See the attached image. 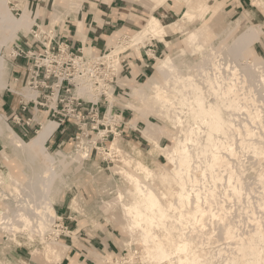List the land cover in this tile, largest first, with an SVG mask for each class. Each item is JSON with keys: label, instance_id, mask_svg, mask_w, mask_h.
<instances>
[{"label": "bare ground", "instance_id": "1", "mask_svg": "<svg viewBox=\"0 0 264 264\" xmlns=\"http://www.w3.org/2000/svg\"><path fill=\"white\" fill-rule=\"evenodd\" d=\"M7 1L0 0V92L8 87L7 78L13 69L1 48L18 38L21 31L29 32L35 22L33 8L15 16ZM82 1L69 0L67 7L79 9ZM192 1V7L206 10L205 0ZM180 3L174 0L175 5ZM252 5L264 9V0H252ZM58 6L53 4L54 22L63 16ZM183 14L192 15L188 10ZM243 15L251 19L247 10ZM142 17L140 29L120 36L111 54L116 55L122 45L138 47L147 38L164 36L172 30L174 22L152 13ZM241 19L239 16L218 27L211 40H207V26L195 28L184 38L187 50L158 59L159 79L148 86L132 87L138 99L125 105L139 111L137 102L147 103L154 116L175 129L172 146L160 144L162 128L147 119L144 133L152 144L146 151L127 140L120 142L116 136L108 145L106 157L117 153L123 162L122 166H114L112 179L105 184L110 188L104 193L111 198L100 195L87 210L79 195L74 193L70 199L69 208L75 207V212L83 216L93 214L97 207H103L114 218L119 213L121 227L128 234L122 241L129 252L128 262L136 243L142 260L151 264H264V59L257 54L251 60L245 57L262 32L260 24L246 22L234 33ZM75 23L82 25L76 19ZM41 29L36 35L39 39L45 33ZM191 53L197 57H191ZM93 86L79 77L75 94L102 103ZM113 86L115 82L104 89L108 112ZM22 92L25 100L33 96L25 86ZM56 128L52 119L43 120L41 128L25 141L0 113V141L11 153L2 156L8 160L14 155L23 165L20 173L5 164L0 166V201L4 206L0 233L10 241L25 233L26 243L33 242L35 233L44 253L55 258L69 247L56 240L59 230L53 224L60 216L55 204H62L59 193L75 183L73 168L79 160H88L85 152L90 146L82 138L79 148L74 145L69 151H49L46 141ZM241 154L249 155L248 162L256 165L250 173H246ZM160 155L166 164L159 162ZM72 170L73 175L67 179ZM20 174L24 180L19 179ZM113 175L123 182L115 183ZM50 233L54 235L51 240ZM68 233L75 241V232ZM107 257V263L114 264L111 255Z\"/></svg>", "mask_w": 264, "mask_h": 264}, {"label": "rangeland", "instance_id": "2", "mask_svg": "<svg viewBox=\"0 0 264 264\" xmlns=\"http://www.w3.org/2000/svg\"><path fill=\"white\" fill-rule=\"evenodd\" d=\"M84 1L85 0H83L81 4H83ZM136 1L137 3H143L141 2L143 0ZM68 2L69 0H8L7 6L15 16H19L24 9L33 8L35 17L34 23L43 22L44 26L42 28L45 31L44 35H46L48 30L52 28L53 25L60 24L65 19L72 20L76 18L77 11L82 7V5H80L79 9L70 10V8L68 9L67 7ZM172 2H174V0H166L163 2L166 7H171L173 11L171 12V15L165 17L156 15L164 21H169L170 23L174 22L173 25H171L172 30L164 36H151L144 40V42H141L138 47H126L127 45H122L123 49L117 53L119 60L121 61L118 65L119 68L114 78V80H116L115 89L113 92L112 108L110 109L111 111L114 110L121 112L123 115L124 123L120 129L116 130L117 134L114 136L111 134L106 136L103 131V126H100L99 129L95 130L91 129L89 126L90 123H87L85 126L82 124L81 129L76 126L75 129L70 127L71 129L69 131H65L61 127L58 128L57 133L63 137V141H61L62 143L59 146L54 145L49 147L46 141V147L49 151H55L57 149H66L69 151L74 148V145L75 148H79L81 145L79 142L82 138H85V142L90 145L87 153L85 152V154H88V160H79L73 168V170H75L76 177L75 183L69 189H63L59 193L58 200L62 201V204H55L56 212L63 219V225L67 226L68 231L75 232V241L72 239V235L66 230L64 233L67 232L68 236L58 235L56 240L62 241L69 247L62 253V255H60V257L55 258V256L51 253H44L42 245L38 243L37 239H35L37 238L35 233L33 234L34 239L32 238L34 243L32 241L29 242V240H27L26 243L27 236L25 233L17 234L15 241L14 239L11 241L6 239V237H3V233H0L1 262L5 264H21L22 262V264H106V259L108 258L107 256L111 255V260L112 262L114 261V264H151L148 261L142 260V253H140L141 248L136 243H134L131 247L134 253L131 262H128L130 261L128 257L129 252L127 246H125L122 242L124 238L128 237V234L123 231L121 227L123 221L118 212H115L116 216L114 218L113 215H109L108 212L105 213L103 207H97L93 211V214L83 216L75 212V207L69 208L70 199L75 194L79 195L83 208L87 210L89 208V204L100 195H103L107 199L111 198L110 195L108 196L104 193V190L106 192V189L110 188V186L105 187V184L111 181L112 169L114 166H122L123 162L120 155L117 153L114 155L112 154V158L106 157L105 152L109 151L108 145L116 136L118 141L121 142L122 140H127L146 151L152 144L150 138L144 133V127L147 119L155 124H158L162 128L163 133L160 135V144L163 146H172L173 135L176 132L175 129L154 116L149 110L150 108L147 103L142 101L137 102V108L139 111L128 108L125 104L126 102H132L135 101L134 99H138V94L132 93L133 86L142 87L143 84L148 86L150 81L160 78V74L156 70L158 59H161L168 54H177L178 56L184 52V50L188 49L184 38H186L195 28L207 26L209 30L208 33H210L207 40H211L216 36L215 32L218 27L224 23L232 22V20L234 21L239 16H241L242 19L240 24L235 28L234 33L243 28L246 22H250L255 25L260 24L262 34L259 36L258 40H254L252 42L250 49L247 53H245V57L251 60L254 54H257L264 59V9L252 5V0H205L203 3L206 4L205 8L207 11L205 9H201L200 7H198V9L192 7V0H181L180 4L173 7L170 6ZM56 3L59 5V11L63 16L61 15L62 18L57 22H54L55 12L53 10V4ZM163 3H158V0H156L153 8H156L159 4L162 5ZM209 5L211 6L210 10L208 9ZM184 10H188L192 13V15L183 14ZM246 10L249 12L251 19L243 15ZM205 12L206 14H204ZM48 19L49 26L45 24L48 22ZM143 23L144 21L141 22L135 30L140 29ZM75 24L78 29L77 31L81 33L83 24ZM30 31L27 33L21 31L18 38L12 39L6 46L1 48V53L4 59L7 63H12L13 69L7 78L8 87L3 89L0 94L4 95V97L10 96L13 106H16L21 98V96L16 94V92H13V90L17 91L18 89L20 90L19 92L23 94L24 92H22V87L25 86L24 74L20 65L25 59L21 57L18 59L19 51L16 47L22 48V46H24V42L29 43L32 40L33 37ZM39 32L40 31H36L35 34L38 35ZM132 32L134 31L122 32L117 37L115 36V40L108 45L105 51H108V49L114 50V45L118 38L120 36L123 37L124 35L131 34ZM119 42L120 41H118V44ZM87 50H90V48L87 47ZM191 54V57H197V54ZM177 60H180V56ZM16 64L20 66V69L19 72L15 74L14 70L18 69ZM13 73L18 76L21 74L18 81L14 80L15 75ZM101 102L106 105L107 99L105 100L101 98ZM7 106L8 105L4 106V108L0 107V113L5 114L7 123H9V125L23 140L28 141L36 131L30 133L28 137L19 133L16 129L19 122L8 117L9 115L5 112ZM100 109V114L104 113V107H101ZM142 111H146L147 114H143ZM46 119L47 118L45 117L42 121ZM85 121L88 122V120ZM99 130L103 131L101 135ZM119 130H122V132ZM74 132L75 135L78 134V138L77 140L75 138V141L73 138ZM9 152L10 151L6 148L2 141H0V166L5 164L8 167H11L16 173H20V171H22L21 166H23L20 159L14 155H10V158L6 160L4 156H2L11 154ZM241 155L242 157H240L246 166V173H250L256 165L253 167L250 163L251 161L248 162V160H250L249 155ZM39 157L41 156L39 155ZM158 160L160 163L166 164V159L163 156H158ZM81 166L83 167L82 170ZM127 168L134 172V169L131 166ZM73 170L69 172L67 179L71 178ZM18 177H20V180H24L25 178L22 174ZM119 177L120 176L118 175H113V180L115 183L121 184L123 180ZM110 192L111 195L114 194L112 190H110ZM3 207L4 206L0 201V214L3 212ZM92 217L96 218L95 220L97 223L94 222L95 220ZM52 236L54 237V235L50 233L48 239L51 240L53 238Z\"/></svg>", "mask_w": 264, "mask_h": 264}, {"label": "built area", "instance_id": "3", "mask_svg": "<svg viewBox=\"0 0 264 264\" xmlns=\"http://www.w3.org/2000/svg\"><path fill=\"white\" fill-rule=\"evenodd\" d=\"M43 26V22L34 23L30 31L32 40L29 43L24 42L22 48L16 47L19 51L18 59H25L20 64L25 87L33 92V96L25 100L20 92H16L21 98L18 112L12 119L19 123L22 121L25 126L34 127L36 132L41 128V121L45 117L56 122V130L61 127L69 131L70 127L75 129V126L81 129L82 124L85 126L90 123L91 129L103 126L106 136H114L115 131L124 123L122 113L114 110L108 112L107 104L76 95L75 86L77 78H85L94 85L93 90L99 93L100 99L106 100L104 89L110 88L116 81L114 78L121 61L118 54H111L110 49L96 53L83 46H71L66 38L55 31V25L39 39L35 32L41 31ZM20 75H15L14 80L18 81ZM114 89L115 87L111 91L112 94ZM101 107L105 110L102 114ZM26 111H29V116L22 119ZM73 138L75 141L78 134L75 135L74 132ZM53 226L59 230L57 236H68L64 233L65 230L69 231L67 226L63 225L61 216L54 220Z\"/></svg>", "mask_w": 264, "mask_h": 264}, {"label": "crops", "instance_id": "4", "mask_svg": "<svg viewBox=\"0 0 264 264\" xmlns=\"http://www.w3.org/2000/svg\"><path fill=\"white\" fill-rule=\"evenodd\" d=\"M155 1L143 0L141 1L143 3H137L136 0H85L82 7L77 11L76 18L74 16L76 20L82 21L83 27L81 33L77 31L75 19H65L60 24H56L54 28L59 35L66 38L71 46H83L85 49L88 47L96 53H101L115 40V36L117 37L122 32L135 31L138 25L144 21L141 17L142 15L149 13L155 16L159 15L160 17L171 15V12H173L171 7H166L164 3L153 8ZM170 6L176 5L172 2ZM45 24H49V19ZM17 66L18 69L14 70L15 74L20 69V66ZM6 105L8 106L5 112L12 119L13 115L18 112L19 105L13 106L10 96L4 97V95L0 94V107L4 108ZM25 113L22 119L25 116H29V111ZM20 115L22 114L20 113ZM16 129L19 133L28 137L30 133L34 132L35 128L25 126L20 121ZM61 141H63V137L55 130L48 138L47 144L49 147L54 145L59 146L62 143Z\"/></svg>", "mask_w": 264, "mask_h": 264}]
</instances>
